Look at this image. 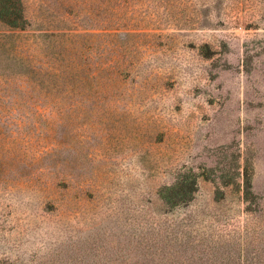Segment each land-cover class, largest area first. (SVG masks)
<instances>
[{"label":"rangeland","instance_id":"1","mask_svg":"<svg viewBox=\"0 0 264 264\" xmlns=\"http://www.w3.org/2000/svg\"><path fill=\"white\" fill-rule=\"evenodd\" d=\"M21 2L0 264H264V0Z\"/></svg>","mask_w":264,"mask_h":264},{"label":"trees","instance_id":"2","mask_svg":"<svg viewBox=\"0 0 264 264\" xmlns=\"http://www.w3.org/2000/svg\"><path fill=\"white\" fill-rule=\"evenodd\" d=\"M0 19L8 26L15 29H24L28 25V20L25 16L23 4L21 0H0ZM196 180L192 178L189 182H177L168 189L179 195L178 198L172 200V204L179 203L180 201L188 200V193L195 191ZM251 180L248 174L244 175V188L246 193L250 192Z\"/></svg>","mask_w":264,"mask_h":264}]
</instances>
